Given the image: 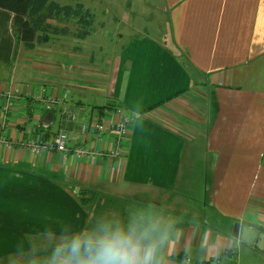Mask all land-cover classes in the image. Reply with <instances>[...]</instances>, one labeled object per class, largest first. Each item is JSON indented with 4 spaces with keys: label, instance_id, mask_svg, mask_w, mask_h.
<instances>
[{
    "label": "crops",
    "instance_id": "crops-1",
    "mask_svg": "<svg viewBox=\"0 0 264 264\" xmlns=\"http://www.w3.org/2000/svg\"><path fill=\"white\" fill-rule=\"evenodd\" d=\"M155 8L167 15L166 36L157 30L155 37H132L110 73L97 70L90 82L82 63L63 62L61 69L54 61L85 58L86 39L73 36L50 39L75 44L72 50L48 46L41 62L33 55L39 64L16 70L29 52L19 50L15 59L12 14L0 9V68L14 61L9 78L0 76V89L11 82L15 93L0 124V256L29 259L32 249L52 248L63 227H85L89 210L123 214L130 207L134 218L133 199L191 220L167 225L162 264H239L243 252L252 256L244 264H264V251L231 237L237 222L264 233V215L255 207L264 206V0H159ZM30 71L26 81L21 72ZM18 80L29 86L24 90ZM103 108L115 118L119 109L143 116L129 125L118 157H75L73 149L86 145L112 150L105 130L91 138L80 133ZM60 131L68 144L61 153L50 148ZM196 170L203 175V204L181 212L174 194L197 185ZM206 208L218 228L201 215ZM43 240L50 243L36 247Z\"/></svg>",
    "mask_w": 264,
    "mask_h": 264
},
{
    "label": "rangeland",
    "instance_id": "rangeland-1",
    "mask_svg": "<svg viewBox=\"0 0 264 264\" xmlns=\"http://www.w3.org/2000/svg\"><path fill=\"white\" fill-rule=\"evenodd\" d=\"M59 2L62 5L65 4H75L77 2L82 3L86 8L90 9V12L94 15V23L92 26L93 33L90 35L88 38H86V41L80 46L82 52L85 54V58L82 60L76 59L75 58H70V57H65L63 55H60V59H54L57 64H60L61 69L63 67V62L65 63H70L72 66L73 65H79L78 63H82L83 67L85 68L82 73L83 77L87 79L89 82L95 81L94 78L90 76L92 75L93 72H96L97 70L99 71H105L110 73V69L113 64L114 56H119L120 53L122 52L124 46L128 44L129 40L134 37L136 39L140 38L142 35L141 33H146L150 36L155 37L153 34L157 30L159 31L160 38L162 39L163 36H166V24L165 21L167 20V15L165 13H162L161 11H158L155 6L159 4V0H55ZM12 19V18H11ZM53 25L57 26V28H67V24H63V22H58V21H50ZM10 28H11V23H10ZM67 29L68 32V37L74 36L76 33L75 31L77 30L73 24H69ZM62 30V29H61ZM12 33V32H11ZM158 35V36H159ZM13 36V35H12ZM133 38V39H135ZM13 41L15 44L16 40L13 37ZM62 42V43H60ZM63 43L67 44V52L72 50V48L75 46V44L63 42L62 40L60 41H52L48 40L47 42L43 44H39V48L34 51H28L29 53L28 56H30L27 60L21 59L20 61H17L14 63V68L16 70H20L21 68L23 70L29 71L33 66V61L34 65L39 64L35 63L36 60H33L35 56L41 57L39 59V62H41L45 57L48 50V46L54 49L56 48L57 51H63ZM13 45V43H12ZM19 50L27 52V50L23 49L21 50V45H16L14 49V57L16 59L17 53ZM55 50V51H56ZM37 52L39 54H37ZM33 53V54H32ZM63 54V52H62ZM91 54V55H90ZM27 60V61H26ZM26 61V62H25ZM70 61V62H68ZM14 61H11L9 65L5 64L4 67L0 68V76H5L8 72L10 74V70L12 69V64ZM25 62V63H24ZM24 63V64H23ZM80 66V65H79ZM34 67V66H33ZM24 75H27L26 81L31 79V77L34 75L32 71L30 73L28 72H21ZM76 74V71L74 72ZM9 74L5 76L4 78L8 79ZM19 82L15 81V83H23L24 85V90H25V85L24 82H21L23 80H18ZM68 81V80H67ZM9 83V87L11 86V82ZM28 84L36 85L35 82H28ZM29 86V85H27ZM6 87V86H5ZM7 89V90H8ZM10 90V89H9ZM23 90V92H24ZM5 91L4 89H0V102H7L5 101V94L1 96V93ZM28 93H30V90H28ZM15 93H13L14 95ZM32 94V93H31ZM163 102H161L162 104ZM150 109V108H149ZM109 116V117H108ZM143 115L141 113H133V114H126L123 112V110L118 111V117L115 118L114 112H112L109 108H103L102 110V116L99 118H96L91 121H96L100 123L103 127V130L99 131L102 132L104 131V135L106 138V142H109V145H111L112 150L111 151H95L90 148L89 145L82 146L81 150L84 152L82 154L81 158H87L91 156V153H96L103 155L105 154L109 158H116L119 156L120 151L123 149L127 148V135H128V128L129 125L133 122L135 119L141 118ZM90 121V122H91ZM89 122V124H90ZM1 126L4 125V121L0 122ZM84 124V123H82ZM81 124V126H82ZM114 124V126H111ZM116 125V128H115ZM80 126V128H81ZM126 128V133L125 134H119L117 131L118 128L124 127ZM97 131L93 129V131H88V127L85 131H80L81 134L88 137H92L94 133ZM107 133L113 135H106ZM104 136H101V139L103 140ZM110 139H108V138ZM5 141V140H3ZM31 145L35 146L34 143H31ZM79 147V146H78ZM39 155L42 154V150H37L36 151ZM204 173V171H203ZM193 178L197 182V185L195 187H189L185 190H177L174 194V203L176 201L182 203L180 205V210L183 212L185 211H195L196 209L199 211L201 204L202 203V190L203 187L200 186V180L203 178L201 170H196L192 172ZM129 199L128 196H126ZM139 197V195H138ZM144 197V196H142ZM131 199V198H130ZM138 200H141V198H135ZM251 199V198H250ZM251 200H249L250 202ZM131 202H135V210L137 213V216L134 218H140L143 217L145 220H150L152 222H158L160 230L166 231L167 234L169 233V228H167L168 224L177 223V222H190L188 216L186 215V218L182 213H180V216L174 215V214H169L165 211H155L150 209V206L148 204H143L140 203L137 200L131 199ZM208 201L205 199V203ZM86 203V202H85ZM252 205V203L250 202ZM258 208L259 213L264 215V206L257 205L255 206ZM130 210V207H127ZM129 210L126 211V213H119L116 211L111 210L109 213H101L100 214H93L91 213V210H89V221L86 222V225H91L95 224L98 220L102 218H120L124 219L125 221L131 219L129 215ZM210 210L209 208H206V210H203L201 215H204L207 220L210 221L212 226L217 227L210 219ZM163 221V222H162ZM199 221H203L200 219ZM234 225V224H233ZM264 228V226H262ZM218 228V227H217ZM233 229V226H232ZM34 240V239H31ZM235 240V239H234ZM50 242H47L46 240L36 242V247L37 246H43L47 245ZM54 247V246H53ZM52 247V248H53ZM50 247H46L43 250L35 251L32 249L30 254H29V259H25L23 256L19 255L16 257H12L9 255L5 256H0V264L11 262L12 264H47V259L49 257V254L52 250ZM246 248V247H243ZM244 254L241 257V260H239V264H244L249 262L252 259V256L248 253L243 252ZM234 264H237V261L234 262Z\"/></svg>",
    "mask_w": 264,
    "mask_h": 264
},
{
    "label": "clouds",
    "instance_id": "clouds-1",
    "mask_svg": "<svg viewBox=\"0 0 264 264\" xmlns=\"http://www.w3.org/2000/svg\"><path fill=\"white\" fill-rule=\"evenodd\" d=\"M47 264H162L167 239L158 222L102 218L82 228L65 226Z\"/></svg>",
    "mask_w": 264,
    "mask_h": 264
},
{
    "label": "trees",
    "instance_id": "trees-1",
    "mask_svg": "<svg viewBox=\"0 0 264 264\" xmlns=\"http://www.w3.org/2000/svg\"><path fill=\"white\" fill-rule=\"evenodd\" d=\"M0 9L12 14V35L27 51L34 50L52 36L68 35L69 24L74 23L77 29L75 38L85 40L93 33L94 15L79 2L62 5L55 0H0ZM51 20L63 22L67 28L59 29Z\"/></svg>",
    "mask_w": 264,
    "mask_h": 264
},
{
    "label": "built area",
    "instance_id": "built-area-1",
    "mask_svg": "<svg viewBox=\"0 0 264 264\" xmlns=\"http://www.w3.org/2000/svg\"><path fill=\"white\" fill-rule=\"evenodd\" d=\"M24 64V63H23ZM8 88H5L2 93H1V96L3 94H5L4 98H5V102L1 107H0V117H2L1 119V122L5 120V116L9 113L10 109H12V106H13V101H14V96H13V93L8 89ZM56 98L53 97L50 101H48L46 104H44V108L45 109H50L51 105L49 104V102L51 104H53L54 100ZM111 126H114V124H112ZM88 127V131H93L96 130V131H101L103 130V127L100 123L96 122V121H91L90 124L89 123H84L82 124L81 126V131H85ZM115 128H116V125H115ZM117 131L119 132V134H125L126 133V128L125 126L122 127V128H118ZM4 142V141H2ZM37 146H31V149L33 151H37ZM45 148V147H43ZM50 148L54 149L55 151L61 153V152H65L67 151L68 149V144H67V136H66V133H64L63 131H60L58 133H56L52 139V142L50 144ZM73 152L75 154V157H78V158H81L82 154H84V152L81 150V148H76V149H73Z\"/></svg>",
    "mask_w": 264,
    "mask_h": 264
},
{
    "label": "water",
    "instance_id": "water-1",
    "mask_svg": "<svg viewBox=\"0 0 264 264\" xmlns=\"http://www.w3.org/2000/svg\"><path fill=\"white\" fill-rule=\"evenodd\" d=\"M47 119H49V116ZM231 237L248 246H254L257 250L264 251V233L258 232L254 228L241 227L240 223L237 222L233 225Z\"/></svg>",
    "mask_w": 264,
    "mask_h": 264
}]
</instances>
